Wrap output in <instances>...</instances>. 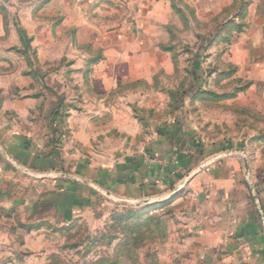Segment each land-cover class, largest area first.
Masks as SVG:
<instances>
[{
  "label": "rangeland",
  "instance_id": "obj_1",
  "mask_svg": "<svg viewBox=\"0 0 264 264\" xmlns=\"http://www.w3.org/2000/svg\"><path fill=\"white\" fill-rule=\"evenodd\" d=\"M48 4L0 0V84L7 86L16 75L23 79L11 100L25 103L24 127L30 124L38 132L47 124L55 142L62 144L68 138L67 115L78 112L81 100L95 97L90 92L93 81L105 91L112 84L114 89L103 96L114 103L120 99V114L128 113L132 122H122L120 115L114 123L106 118L93 124L96 135L112 129L88 140L96 154L116 145L122 151L134 149L170 127H183L201 144L218 149L212 159L216 164L241 165V178L259 202V191L264 195V84L256 86L239 75L221 29L201 25L191 32L169 27L167 43L158 36L153 45L140 46L151 59L103 60L95 55L115 45L107 40L101 45L65 44L68 38L49 27L59 16L49 12ZM69 52L89 58L73 59ZM98 67L115 70V75L110 81L102 72L93 76L92 68ZM81 68L84 72H75ZM116 70L129 74L118 77ZM4 99L0 89V110ZM121 100L129 101L128 106ZM200 175L208 180L218 179L220 173ZM190 182L155 202L128 203L96 194L84 212L65 224L25 223L17 213L2 211L0 234L7 243L0 247V264H189L199 241L193 234L200 225L195 209L199 197L206 196L203 188L188 186Z\"/></svg>",
  "mask_w": 264,
  "mask_h": 264
},
{
  "label": "crops",
  "instance_id": "obj_2",
  "mask_svg": "<svg viewBox=\"0 0 264 264\" xmlns=\"http://www.w3.org/2000/svg\"><path fill=\"white\" fill-rule=\"evenodd\" d=\"M48 1L49 12L59 16L49 27L68 38L63 39L65 44L101 45L107 40L115 45L97 53L96 58L151 59V53L140 46L153 45L158 36L167 43L169 27L193 32L205 25L223 31L221 37L231 44L239 75L256 86L264 84V0ZM196 35L198 38L199 33ZM212 35L215 41L216 31ZM69 55L89 58L81 53ZM114 71L98 67L91 73L102 72L110 81ZM123 71L116 75L128 76ZM15 87H23V79L17 75L7 86L0 84L5 97L0 110V212H15L25 223L65 224L84 212L96 194L128 203L155 202L179 192L190 179L188 186L201 187L207 193L196 205L200 225L193 234L199 241L189 264H264V195L259 191V202L250 195V184L241 178V165L233 161L216 164L212 159L218 149L201 144L196 134L179 126L151 136L134 149L122 151L116 145L96 154L88 140L106 136L112 129L96 135L92 125L106 122V118L114 123L121 114L120 99L114 103L103 96L113 85L105 91L94 81L90 92L95 97L81 100L78 112L67 115L69 126L64 134L68 138L57 144L47 124L42 123L38 132L30 124L23 126L25 103L11 100ZM79 88L80 93L86 92L82 84ZM29 104L34 106L32 101ZM121 116L122 122H132L128 113ZM216 171L218 179H200V174L209 176ZM6 243L5 235L0 234V247Z\"/></svg>",
  "mask_w": 264,
  "mask_h": 264
},
{
  "label": "water",
  "instance_id": "obj_3",
  "mask_svg": "<svg viewBox=\"0 0 264 264\" xmlns=\"http://www.w3.org/2000/svg\"><path fill=\"white\" fill-rule=\"evenodd\" d=\"M263 221H264V219H263Z\"/></svg>",
  "mask_w": 264,
  "mask_h": 264
}]
</instances>
